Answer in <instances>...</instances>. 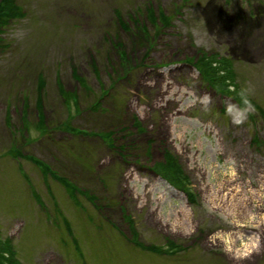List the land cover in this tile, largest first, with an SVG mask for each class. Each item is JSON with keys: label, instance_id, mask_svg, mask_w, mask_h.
Masks as SVG:
<instances>
[{"label": "rangeland", "instance_id": "374dc122", "mask_svg": "<svg viewBox=\"0 0 264 264\" xmlns=\"http://www.w3.org/2000/svg\"><path fill=\"white\" fill-rule=\"evenodd\" d=\"M15 1L23 14L0 27V237L20 262L264 264V0ZM200 48L232 60L263 113L201 81L187 59ZM109 129L111 145L94 135ZM164 148L193 199L151 169Z\"/></svg>", "mask_w": 264, "mask_h": 264}, {"label": "trees", "instance_id": "16d2710c", "mask_svg": "<svg viewBox=\"0 0 264 264\" xmlns=\"http://www.w3.org/2000/svg\"><path fill=\"white\" fill-rule=\"evenodd\" d=\"M148 13L151 14V10L148 9ZM23 14L21 7L16 3L15 0H0V27L4 26L9 22L10 19L20 17ZM152 17V16H151ZM159 18L162 23L167 22V17L163 13H159ZM195 70L197 71L201 81L211 88L213 91L223 94L231 98L238 108L245 109L247 106H251L256 109L258 112L263 113L262 108L255 103L240 87L237 86L235 81V72L232 65V60L224 54H220L217 51L207 50L200 48L197 50L195 56L187 58ZM72 73L77 79L80 80L78 75L76 74L74 68H72ZM38 89L42 87L43 80H38ZM61 94L65 99L73 96V93L63 92L60 88ZM35 104L37 105V109L40 108L41 98L40 96H36ZM42 112L38 113V122L43 119V116H40ZM41 122V121H40ZM136 123V122H134ZM69 131L72 128H69V125L65 126ZM71 132H75L73 129ZM114 131L112 129L104 131H99V137L104 138L106 136L108 142L111 145L112 143V134ZM255 136V135H254ZM253 136V140L257 141ZM18 152L15 150V156ZM33 162L41 166V168H46L39 159L34 157H29ZM151 169L160 175L163 179L169 182L174 187L179 188L184 191L188 198L192 199V192L187 186V177L184 173L181 165L178 162V158L174 153L170 151L168 148H164L162 150L161 159L156 160L152 163ZM45 170V169H44ZM61 182L66 184L64 179L60 176H57ZM67 185V184H66ZM124 218L130 225L131 220L127 214L124 213ZM133 235H135V231L132 229ZM132 242L143 249H147L153 252H162L163 250L167 251V248H160L156 245H143L141 242L136 240L134 237L132 238ZM166 242L170 247L175 246L170 239H166ZM0 264H20L18 260L14 257V252L8 242V240H0Z\"/></svg>", "mask_w": 264, "mask_h": 264}, {"label": "bare ground", "instance_id": "6f19581e", "mask_svg": "<svg viewBox=\"0 0 264 264\" xmlns=\"http://www.w3.org/2000/svg\"><path fill=\"white\" fill-rule=\"evenodd\" d=\"M248 40L251 41V42H253V43H255V42L257 41V36L253 35V36H251ZM246 43H247V42H246ZM256 48H259V47L256 46ZM257 50H258V49H257Z\"/></svg>", "mask_w": 264, "mask_h": 264}, {"label": "clouds", "instance_id": "9594fccd", "mask_svg": "<svg viewBox=\"0 0 264 264\" xmlns=\"http://www.w3.org/2000/svg\"><path fill=\"white\" fill-rule=\"evenodd\" d=\"M235 123L239 124L241 123V120H236Z\"/></svg>", "mask_w": 264, "mask_h": 264}]
</instances>
